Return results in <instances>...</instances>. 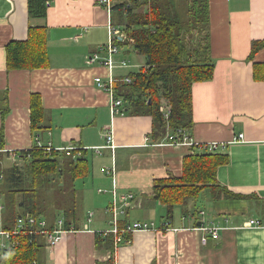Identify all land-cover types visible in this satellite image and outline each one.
<instances>
[{"label": "crops", "instance_id": "0c3cea01", "mask_svg": "<svg viewBox=\"0 0 264 264\" xmlns=\"http://www.w3.org/2000/svg\"><path fill=\"white\" fill-rule=\"evenodd\" d=\"M50 1L44 19L29 20L27 0H0V147L12 156L38 143L55 149L87 148L92 151L91 175L82 187L83 208L98 189L112 188L103 168L114 163L116 190L133 194L121 219L159 225L165 209L147 196L153 180L179 176L185 155L207 152L206 146L216 143L214 152L227 155V162L217 168L216 188L240 198L224 196L222 191L217 196L206 188L187 205L197 210L201 226L193 227L196 219L177 208L172 219L176 230L132 232L115 247L114 262L264 264V46L251 55L253 43L264 40V0H207L208 50L196 58L213 62V77L192 85L193 122L185 131L195 143L190 148L162 144L167 134L154 141L152 117L131 113L124 101L123 114L111 116L110 92L97 86L95 78L120 85L145 65V58L120 26L121 42L115 43L118 50L111 55L113 66L87 63L88 55L107 56L109 11L103 0ZM30 23L47 27L48 65L7 70L4 47L11 40H25ZM32 94L39 95L44 110L41 125L46 128L37 135L30 128ZM108 132L113 134L114 149L95 154L92 148L104 145ZM106 201L95 224L84 222L87 208L81 229L63 234L53 248L44 241L37 264L107 260L110 249L95 243V235L108 229L103 215ZM160 210L156 222L151 217ZM202 227H217L218 236L212 238ZM204 236L207 240L202 243Z\"/></svg>", "mask_w": 264, "mask_h": 264}, {"label": "trees", "instance_id": "16d2710c", "mask_svg": "<svg viewBox=\"0 0 264 264\" xmlns=\"http://www.w3.org/2000/svg\"><path fill=\"white\" fill-rule=\"evenodd\" d=\"M50 4V0H27L29 20L44 19ZM109 14L111 25L121 26L133 48L145 58V65L130 74V83L113 86V96L126 102L131 113L152 117V137L156 142L167 134V129L189 132L193 122L192 85L213 77V62L196 58L208 50L207 0H110ZM114 41L121 42L118 37ZM47 42V27L30 23L25 40H11L5 45L6 69L47 67ZM263 46L264 40L254 42L251 55ZM162 100L169 105L167 119L159 111ZM43 113L39 95L32 94L30 128L34 134L46 128L41 125ZM44 146L35 144L30 149L14 151V162L10 160L11 153L0 147L4 229L12 228L16 218L25 214L45 217L50 229L56 228L58 216L66 230L82 227V187L91 175L92 151L78 148L66 152L52 148L48 152ZM226 162L227 155L223 153L193 152L183 157L179 176L170 174L154 179L147 196L164 206L163 220L158 226L169 220L173 227L177 208L182 215L191 214L196 219L193 227L200 226L197 210L187 209V205L206 188L217 192V196L222 191L224 196L240 198L238 194L216 188L217 168ZM126 221L120 219L119 226ZM130 234L125 233L123 240L115 244L113 234L98 232L97 247L110 249L111 255L96 264H115L113 251ZM18 240V245L3 252L0 264H37L45 244L42 234L24 233Z\"/></svg>", "mask_w": 264, "mask_h": 264}, {"label": "built area", "instance_id": "2783aa9c", "mask_svg": "<svg viewBox=\"0 0 264 264\" xmlns=\"http://www.w3.org/2000/svg\"><path fill=\"white\" fill-rule=\"evenodd\" d=\"M109 11V4L110 0H103L101 1ZM108 27V42L104 46L107 50V56L101 57L99 54H91L87 56V63L88 64H94L98 63L100 65L112 67L113 66V60L111 55H113L115 52H117L118 47L115 45L114 39L116 37L121 38V33L117 28L112 27L110 23V14H109V22L107 24ZM102 49V48H101ZM123 64H125L123 62ZM95 84L99 87H102L106 90H109L111 100L109 104V111L111 116L117 115V114H123V101L120 98H115L112 93V81L111 79L107 83H103L100 77L95 78ZM124 83H130L131 77H126L123 79ZM159 111L164 117V119L168 118L170 109L169 105L165 101H161L159 105ZM168 128V127H167ZM242 135H239V138H241ZM162 144L170 145V146H187L192 147L195 145L193 142V139L182 130H176L168 132L166 135V141H164ZM38 146H42V144L38 143ZM218 144L211 143L206 146L207 151H214L217 148ZM115 147L114 140H113V134L112 132H108L105 135V144L102 146H95L92 148L95 154H101L103 148H108L110 150H113ZM44 150L50 151L52 149L51 145H46L43 147ZM55 149V148H54ZM73 149H78V147L75 146H68V147H61L58 150H65L66 152H69ZM12 157V158H11ZM10 158L12 159V162L15 161V156L11 155ZM115 164L112 163L109 167H104L103 172L109 176L112 180V188L110 190L106 189H98L97 192L104 194L109 193L111 196L110 202L108 203V206L106 207V212L111 214V218L108 220L109 226L107 230L103 231V234L111 233L114 236V243L119 244L120 241L123 240V236L125 233H132L134 231H148V230H158V231H164V230H176L177 228L172 227L170 225V221L163 222L162 225L158 226L152 221L147 220H131L126 221L123 226H119V220L122 216H125L126 210L129 206V202L133 199L132 193H120L116 190V184H115ZM2 212H3V204L0 203V257L3 255V252L6 249L15 247L18 245L19 240L18 237L21 234L29 233V234H42L43 239L46 243V245L49 248H53L61 239L63 234L68 233L70 230L73 229H64L63 228V219L58 216L55 220L56 228L50 229L48 227V222L45 217L43 216H35L31 214H25L23 216H19L14 221V225L12 228L4 229L3 224V218H2ZM87 222L91 221L92 212H87L86 216ZM250 224H253L254 226H259L260 222L258 220H250ZM201 226V225H200ZM199 227V226H197ZM202 229L208 233L209 236L212 238H216L218 235V228L217 227H205ZM207 237L204 236L201 238L202 243L206 242Z\"/></svg>", "mask_w": 264, "mask_h": 264}, {"label": "rangeland", "instance_id": "374dc122", "mask_svg": "<svg viewBox=\"0 0 264 264\" xmlns=\"http://www.w3.org/2000/svg\"><path fill=\"white\" fill-rule=\"evenodd\" d=\"M112 27L114 28H117V26L115 25H112ZM119 27V26H118ZM118 29V28H117ZM139 70V69H138ZM164 101V100H162ZM12 162V161H11ZM108 178H110L109 176H107ZM96 194L94 195V200L92 202H89L88 203V207L87 208H90L88 211H87V208L84 209L85 211L89 212L91 211L92 212V217H91V221L90 222H87V218L83 216L84 218V222L88 223V224H95L99 214H100V210L104 207V203H105V200L107 199V204H108V199H110V196H108V194H97V191L95 192ZM108 197V198H107ZM198 207H202V204H199L197 203ZM87 212L85 213V215L87 214ZM161 210L158 212V214H155L153 217V219H155L154 221L158 222L160 220V217L159 215L161 214ZM104 215V219L105 220V224H106V227L109 226V223L107 222L110 218H111V214H109L108 212L106 213H103ZM177 212L174 213V218H176L177 216Z\"/></svg>", "mask_w": 264, "mask_h": 264}]
</instances>
